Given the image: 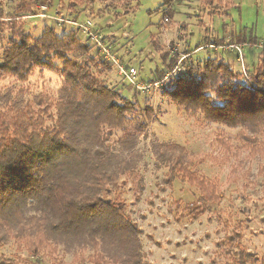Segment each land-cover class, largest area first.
Returning a JSON list of instances; mask_svg holds the SVG:
<instances>
[{
	"label": "rangeland",
	"instance_id": "1",
	"mask_svg": "<svg viewBox=\"0 0 264 264\" xmlns=\"http://www.w3.org/2000/svg\"><path fill=\"white\" fill-rule=\"evenodd\" d=\"M229 1L233 6L226 15L211 16L197 0H175L172 11L176 36L163 45L162 38L156 39V35H163L165 0H138L136 10L127 15L112 8L110 1L95 0L90 5L81 0H32L24 14V0H0V29L4 33L0 50L8 47L10 28L14 34L25 29L34 38L46 27H53L58 35L74 33L77 41L89 45L88 55L102 59L110 69L108 74L100 75L106 77L104 82L132 99L135 89L118 74L103 49L124 67L135 70L139 86L154 80L155 74L164 71L171 60L169 56L164 64L154 44L183 56L184 50L194 49L205 39L214 42L232 36L251 37L256 47L251 43L236 46L241 59L236 58L229 46H222L194 52L191 61L195 64L229 53L232 56L223 55L224 60L241 73L255 63L253 57L264 45V0ZM181 23L185 25L182 29L178 28ZM76 51L72 54L80 61L87 56L80 57ZM60 86L55 74L47 82L35 79L24 88L13 84L8 76L0 79L1 94H22L25 101L39 94L54 98ZM236 134L226 137L233 146L238 145ZM217 137L206 138L203 147L189 155L193 158L191 166L175 170L157 161L148 136L139 141L144 150L140 151L142 160L135 179L142 177V185L135 193L131 180L122 186L133 193L132 203L140 213L138 229L144 237L141 245L144 264H232L235 249L225 243L238 232L246 249L253 245L264 248V147H260L264 135L259 145L251 146L253 154L243 149L234 157L225 155L214 143ZM59 250L55 254L44 252L36 258L26 252L22 242L8 240L0 246V259L15 264H56L53 261L62 258V264H77V255L64 256Z\"/></svg>",
	"mask_w": 264,
	"mask_h": 264
},
{
	"label": "trees",
	"instance_id": "2",
	"mask_svg": "<svg viewBox=\"0 0 264 264\" xmlns=\"http://www.w3.org/2000/svg\"><path fill=\"white\" fill-rule=\"evenodd\" d=\"M31 1L24 0V14L27 11L26 8H29L27 4ZM81 1L90 5L95 2V0ZM99 1H110L112 8L121 9L124 15L134 12L138 7V0ZM197 1L201 8L207 10V13L211 16H224L233 6L229 0ZM174 3L175 0H165L164 2L163 6L166 7L162 10V28L165 27L166 23L170 25L173 22L174 12L172 7ZM77 17L78 15L73 18L74 22L77 21ZM180 25H182V27H178L180 29L185 27L183 23ZM9 30V38L6 42L8 47L2 51L0 56L13 48L26 50L29 53L35 48H40L41 50L51 51L56 59L63 63L74 65L86 63L95 69L98 75L108 74L110 70L102 59L88 55L89 45L77 41L74 33L58 35L53 27H46L38 38H34L25 29L24 32L19 31L16 34H14L13 29L10 28ZM3 38V30L0 29V41ZM247 43H251L255 47L257 45L255 39L251 37L247 39L232 36L226 41L216 40L214 42L205 39L194 49L184 50L181 53L183 56L176 52H168L165 46L159 47L158 44H154V46L160 52L164 64L165 60L171 56V60L168 64H165V68L167 65L172 64L173 60L180 65L177 72L173 74L174 76L191 75L196 73L197 70L202 71L207 67H212L218 70L217 76L222 84L234 83L239 80L240 82L254 84L258 90H264V45L259 54L253 57L255 63H252L250 68L242 73L235 71L233 65L224 60L223 55L226 57L232 56L229 53L215 58H207L195 64L191 61V55L194 52L204 48L222 46H229V49L235 52L237 58L238 53L232 46L236 47ZM76 50L79 51L80 57L87 55L84 60L73 59L75 55L72 53ZM37 59L42 61L44 58L40 56ZM40 66L38 62L37 67ZM189 66H191V72H189ZM225 77H227V80L224 79ZM17 79L19 80V77ZM63 87L61 82L54 98L39 94L30 101H25L22 94L0 93V246L5 245L8 240H15L24 244V249L31 257L40 258V254L44 252L55 254L60 249L59 251L64 256L77 255L79 258L77 264H123V261L119 258V253L126 242V237L90 224L86 220L83 209L90 206L94 201H90L88 205H85L75 195L87 178L102 179L107 161L100 145L92 143L90 155L86 157H82L79 152L67 156H55L51 151H21L18 147L19 145L31 143L30 140H25L20 135L19 129L30 122L42 120L45 113L50 116L55 113L56 118L59 119L61 104L67 107L69 114L79 116L82 111L79 101L65 100L61 95ZM103 88L113 94L109 98V108L113 103L121 102V97L127 100L129 104L133 103L132 99L122 95L120 89L107 85L105 82H103ZM137 91V89L134 90L135 93ZM198 91V82L188 80L181 85L179 94L187 97L185 101L187 105L195 106L204 102L197 99ZM133 96H135L134 93ZM213 108L224 117H230L236 110L256 111L255 116L248 118L249 121L244 125H239L245 131L243 134H236L237 146L229 144L230 140L226 137L224 139L217 137L214 141L220 149H223V153L229 157H234L243 149L248 151L249 154H253L251 146L259 145L260 138L264 135V93H259L256 89L247 88L244 85H225L217 92ZM131 119L129 117V122H131ZM213 123L227 129L237 127V125L232 124L233 121L230 119L214 121ZM98 127L105 132L104 144L111 147L109 141L112 140L115 134L114 126L101 123ZM137 133L138 142L147 136L139 129H137ZM113 143L123 150L127 161L125 167H131L135 172V175L131 173L120 175L116 180L117 185H125L127 181L131 180L135 189H137L143 182L142 177L135 179L142 160L141 152H137L135 160H128L127 142L121 143L120 139H116ZM138 146L139 144L133 145L137 148ZM260 147L263 148L264 143L260 144ZM151 151L156 156L157 161L167 164L171 170H175L177 167L191 166L193 163L192 157L181 158L175 151L164 146L151 145ZM199 160L201 161V159ZM104 186L105 188L109 186L107 181H105ZM138 232L140 233L139 229ZM240 240L241 235L238 232L236 237L229 238L225 243L229 246L228 248L235 249L234 256L236 257H232L231 263L251 264L255 254L248 251L244 245H241ZM87 252L89 253L86 254ZM53 259L56 260V258ZM53 262L56 264L64 263L62 258ZM0 264L15 263L10 262L8 259H0ZM136 264H144L142 252Z\"/></svg>",
	"mask_w": 264,
	"mask_h": 264
},
{
	"label": "clouds",
	"instance_id": "3",
	"mask_svg": "<svg viewBox=\"0 0 264 264\" xmlns=\"http://www.w3.org/2000/svg\"><path fill=\"white\" fill-rule=\"evenodd\" d=\"M176 28V23H166L161 30L163 35L158 33L156 39L162 38L163 45H167L170 40L175 39ZM40 56L44 58L42 61L37 59ZM38 62L40 67H37ZM179 67L173 60L172 64L166 66L165 71L155 74L154 80L139 87L132 97V104L121 97V102L113 103L109 108V98L113 94L103 88L106 77L98 75L97 71L86 63H63L56 59L51 51L40 48H35L31 53L13 48L0 56V79L8 76L13 84L24 88L35 79L47 82L50 75L55 74L64 86L62 97L69 101H79L82 109L79 116L69 114L67 107L61 104L59 119L55 113L51 116L45 113L42 120L24 125L19 129L20 135L31 143L18 147L21 151H51L55 156L79 152L82 157H86L90 155L92 143L100 145L107 161L105 173H102L101 180L87 178L75 195L85 205L94 201L83 209L90 224L126 237L119 253L123 264H136L143 251L141 245L144 237L138 232L141 223L138 206L132 203L135 187L133 193H129L126 187L116 183L120 175H135V172L131 167H125L127 161L123 150L113 141L120 139L121 143L127 142V158L135 160L137 152L144 150L142 142L137 140L139 129L149 137L153 146H164L184 158L199 151L208 137L218 136L224 139L234 132L243 134L245 129L239 125H244L249 121V117L256 115L255 110H236L230 117L217 113L213 104L217 92L222 87L244 85L264 93V90H258L254 84L239 80L222 84L217 76L218 70L212 67L197 70L191 75L174 76ZM191 71L189 66V72ZM224 79L227 80V77ZM188 80L198 82L197 99L203 100V103L189 106L185 103L187 97L179 94L181 85ZM129 117L132 118L131 122ZM225 119L232 120V124L237 127L224 129L221 125L213 123ZM101 123L114 126L115 134L109 141L111 147L104 144L105 132L98 127ZM137 144L138 148L133 147ZM105 181L109 185L107 188L104 186ZM247 250L255 253L251 264H264V248L253 245Z\"/></svg>",
	"mask_w": 264,
	"mask_h": 264
},
{
	"label": "built area",
	"instance_id": "4",
	"mask_svg": "<svg viewBox=\"0 0 264 264\" xmlns=\"http://www.w3.org/2000/svg\"><path fill=\"white\" fill-rule=\"evenodd\" d=\"M85 28H88V26L90 27V23H88V26L85 24ZM91 30V28H88ZM89 33V31H88ZM237 52H238V58L241 59V52L239 51V49L237 47L232 46ZM103 54L106 56L107 59H110V61L115 65L116 69L118 70V74L125 79L133 88L139 90V85L135 82V75L136 72L133 68H126L124 67L122 64H120L118 62V60L114 59L113 57H111L109 55V53L103 49L102 50ZM240 53V54H239Z\"/></svg>",
	"mask_w": 264,
	"mask_h": 264
}]
</instances>
